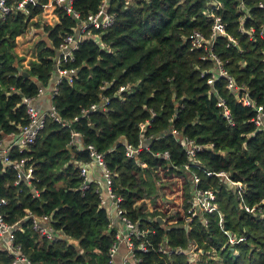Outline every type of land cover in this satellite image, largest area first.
<instances>
[{"label":"trees","instance_id":"trees-1","mask_svg":"<svg viewBox=\"0 0 264 264\" xmlns=\"http://www.w3.org/2000/svg\"><path fill=\"white\" fill-rule=\"evenodd\" d=\"M216 1L217 9L211 0H108L111 24L91 28L102 46L94 38L83 37L72 59L61 63L74 68L72 80L62 78L53 95L57 46L73 31L75 18L55 7L57 21L52 25L33 20L48 2L35 0L20 10L12 8L0 19V139L14 135L25 123L22 97L34 96L39 87L43 91L36 99L47 96V106L52 104L60 118H47L28 148L9 151L10 158L25 157V164L32 166L38 196L31 194L24 181L14 183V170L0 162V197L4 199L0 210L7 223H17L12 243L31 264H110L107 252L115 228L109 226L107 205H100L94 180L81 187L78 163L89 160L87 144L103 154L109 187L120 198L122 214L148 232V250H137L138 261L126 264H264V128L251 121L254 109L238 100L246 93L261 105L264 120V40L259 35L262 11L257 6L264 0ZM71 2L83 20L96 12L100 0ZM207 11L220 16L224 30L212 41L211 52L237 88H227L222 76L207 84L210 72H201L214 65L211 59L201 58L202 48L190 47L187 36L192 30L208 37ZM31 24L41 27L45 36L35 42L34 55L24 65V56L15 51V38ZM220 99L227 115L216 104ZM91 104L97 108L82 112ZM171 128L201 145L194 154L197 164L189 171L198 175V187L212 190L222 229L216 213L197 210L190 215L187 211L194 185L189 172L186 176L182 172L188 160ZM71 131L78 133L74 142ZM140 139L143 146L127 157L124 142L137 146ZM220 171L228 180L217 175ZM171 174L183 177V214L161 225L156 217L164 220L163 213L143 211L144 204L135 201H153L162 185L157 180ZM229 180L243 184L240 201L254 205V211L238 207L236 187ZM27 213L48 215L58 234L52 239L38 234ZM223 230L243 239L230 243ZM160 243L195 248L185 254H160L156 251ZM209 252L217 258H208ZM10 259L0 249V264Z\"/></svg>","mask_w":264,"mask_h":264},{"label":"built area","instance_id":"built-area-1","mask_svg":"<svg viewBox=\"0 0 264 264\" xmlns=\"http://www.w3.org/2000/svg\"><path fill=\"white\" fill-rule=\"evenodd\" d=\"M35 0H17L13 4H8L7 0H0V19L8 13L12 8L20 10L27 2H34ZM72 0H48V2L43 6H50L51 9L55 7H60L69 13L76 20V26L73 28V31L65 34L57 46V55L54 60V68L56 72V78L52 84L51 95L56 93L57 84L62 78H66L68 82L72 80V75L74 73V68H65L61 67V63L67 60H71L73 57V50L77 47L78 42L83 37H91L96 39L99 37L97 33H92L91 28L95 29H104L112 22L113 14L107 12V2L108 0H100L96 12L89 13L83 20L79 19V13L71 7ZM211 5L214 9L219 8L220 4L216 0H211ZM239 6L243 7V3L239 2ZM258 8L262 11V23L259 31V35L264 40V1H259L257 4ZM206 15L210 18L211 24L209 28L208 37H204L199 31L192 30L187 38L190 41L191 48H202L205 52L201 58H209L212 61L211 68L203 70L201 75L205 71H209V76L206 78L207 84H212L213 80L217 76H222L226 79V87L230 90L237 88L232 80V77L227 73L223 68L219 58L211 52L210 45L214 40L215 36L223 34V23L220 20V16L212 11H207ZM251 31V29H249ZM230 42L234 41L231 37H228ZM98 42V41H97ZM102 46L101 42H98ZM121 86L119 88L123 89ZM43 89L39 87L36 91V94L31 97H22V102L25 106L26 121L25 123L18 126L17 132L11 135L9 140L0 139V162L2 165L10 166L14 170L15 178L14 183L24 181L28 186L31 194L33 196H38V189L36 188L33 181H37L35 175L32 172V166L30 164H25V157L20 158H10L9 151L12 147H15L16 151L20 152L26 148L34 141L35 136L39 130L44 126L45 120L50 118L51 120L60 121L59 116L52 104L47 106L44 109H39L35 106L34 101L37 96L42 94ZM238 100L244 104L252 107L254 109V116L251 118L253 124L258 128H264L263 112L261 105L255 104V102L248 97L246 93L238 97ZM217 105H222L223 113L227 115L228 110L223 104L222 99L216 102ZM96 104H91L87 109H83L82 112L96 109ZM140 128L144 127V123H141ZM170 133L173 135V138L179 143V145L184 150L185 156L188 162L183 164V169L189 174V180L194 185L193 197L191 200V206L188 207L187 211L190 212V215H195L197 210H202L205 212H214L217 215L218 225L222 229V215L221 212L217 209L216 203L213 201L214 195L211 189L200 188L197 186L199 182V177L194 171H189V168L192 164H197L194 154L197 150L201 148V145L196 143L192 138H189L185 135L179 134V132L173 128L170 129ZM78 133L71 131V141L74 142V137ZM144 142L142 139L139 140L137 146H133L130 143L124 142V154L127 157H133L138 150L143 146ZM88 152L89 160L78 163L79 166V175L82 177L81 187H85L86 184L91 181L88 169L91 165L95 164L100 170V179H97L95 182L97 185V192L99 197V203L101 206L107 205V212L110 215H114L117 222V227H115L114 232V241L108 248V262L110 264H126L130 260L138 261L139 258H136L135 252L142 251L145 252L148 250L149 242L146 239L147 229H139L136 226V223L131 221L128 216L122 214V209L118 206L120 198L115 197L113 192L109 187L110 183V173L106 168L103 154L97 151L92 144H87L85 146ZM162 155L167 158V151H163ZM140 165H144L140 163ZM207 173H210L207 171ZM217 175L225 176L226 174L222 171L217 172ZM231 186L236 187L237 197H238V207L243 208L246 211H254L256 207L248 206L243 204L240 201V193L243 190V184L239 181H230ZM140 199V200H144ZM139 200L135 201V204ZM4 202V199L0 197V205ZM108 202V203H107ZM264 202V199L261 200ZM25 217L31 219V227L38 234L44 236L45 238L52 239L58 232L52 228L49 223V216L35 215L27 213ZM203 222H206V219H203ZM116 224V223H115ZM112 228L114 227L113 222L110 220ZM17 227V223L9 224L5 221L2 211L0 210V249H3L8 252L11 256V259L8 264H31L28 258L21 252L18 245L12 243L13 240V231ZM223 232L227 235V241L230 243L236 242L243 239L242 236L238 238L235 235L228 233L226 230ZM195 245H191L188 250H184L181 247H169L163 243L157 245L156 251L160 254H170L175 253H187L194 250ZM197 251H201L197 249Z\"/></svg>","mask_w":264,"mask_h":264},{"label":"rangeland","instance_id":"rangeland-1","mask_svg":"<svg viewBox=\"0 0 264 264\" xmlns=\"http://www.w3.org/2000/svg\"><path fill=\"white\" fill-rule=\"evenodd\" d=\"M53 9L50 7H43L42 12L33 18V20H37L40 23L45 24H53L55 20L57 21V16L53 15ZM44 32L41 29V27H35L32 24L28 26L24 34L17 36L15 38V51L19 55H23L24 58L22 60V63L24 65L27 64V60L32 58L34 55V44L37 40L44 38ZM159 171V169H158ZM185 173V176L187 172L185 170L182 171ZM161 175V172H159V176ZM157 182H161L162 185L160 188L156 191V197L154 200H150L148 198H145L144 200H139L136 205L144 204L145 210L143 211H157L163 213V219L161 220L160 224H169L174 222L175 217H173L175 214H183V207L182 202L184 199L183 195V177L182 176H174L173 174L170 175V177H160ZM190 198L194 199L193 193H189ZM156 204V209H153V205ZM172 215V219H168L166 217ZM166 218V220H165ZM208 258L216 259V255L213 252L207 253Z\"/></svg>","mask_w":264,"mask_h":264},{"label":"crops","instance_id":"crops-1","mask_svg":"<svg viewBox=\"0 0 264 264\" xmlns=\"http://www.w3.org/2000/svg\"><path fill=\"white\" fill-rule=\"evenodd\" d=\"M47 7H50V6H47ZM53 15H54V13H53ZM55 22H56V20H55ZM24 34V33H23ZM22 35V34H21ZM18 36H20V35H18ZM17 37V36H16ZM48 103H49V100L47 99V96H45V95H43V96H40L39 98H37L35 101H34V104H35V106L37 107V108H39V109H44V108H46V106L48 105ZM11 138V135L10 134H7L6 136H4L2 139L3 140H9ZM99 173H100V170H99V168H98V166L97 165H95V164H93V165H91V167L88 169V174H89V177H90V179L91 180H97V179H100V175H99ZM110 220L113 222V225H114V227L113 228H115V227H117V222H116V218H115V216L113 215H110ZM116 223V224H115Z\"/></svg>","mask_w":264,"mask_h":264},{"label":"water","instance_id":"water-1","mask_svg":"<svg viewBox=\"0 0 264 264\" xmlns=\"http://www.w3.org/2000/svg\"><path fill=\"white\" fill-rule=\"evenodd\" d=\"M156 220L160 223L162 219L159 216H157Z\"/></svg>","mask_w":264,"mask_h":264}]
</instances>
